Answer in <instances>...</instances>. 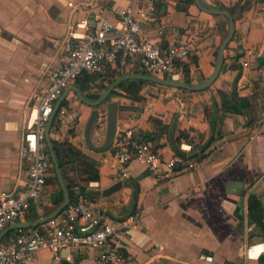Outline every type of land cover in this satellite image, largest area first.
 <instances>
[{
    "label": "crops",
    "instance_id": "0c3cea01",
    "mask_svg": "<svg viewBox=\"0 0 264 264\" xmlns=\"http://www.w3.org/2000/svg\"><path fill=\"white\" fill-rule=\"evenodd\" d=\"M202 1L227 10L234 18V34L224 50L228 17L204 10L195 0H158L150 18L141 25L146 37L163 46L175 40H191L193 49L182 63L179 80L187 78L192 85L210 80L222 55L221 68L206 88L190 90L145 81L139 99L121 89L113 94L118 85L106 100L91 105L71 86L77 85L87 98V94H98L99 98L113 81L97 77L86 90L75 82L64 92L62 105L72 103L81 111L73 135L58 131L56 117L51 122V139L71 141L91 161L89 166L78 161L71 170L74 195L87 194L111 218L134 216L140 221L124 238V264H264V123L258 126L264 113V0ZM144 3L0 0V191L12 190L25 181L27 170L21 152L26 125L34 120L38 96L48 83L44 69L64 60L70 35L96 27L100 17L119 25L116 6L145 7ZM246 60L248 66L244 65ZM135 69L123 59L110 68L116 78ZM233 94L238 96L234 102ZM112 102L118 106L115 135L131 127L141 133L157 132L152 117L169 126L154 142L165 157L177 152V147L181 150L182 133L188 136L196 132L201 145L208 140L212 143L205 156L192 158L197 163L195 168L174 178H158L135 160L129 164L130 177L119 178L114 172V146L95 149L88 143H104ZM194 153L201 155L194 148L187 154L191 158ZM117 183L121 186L106 191ZM60 198H64L60 184L48 181L27 221L50 215L58 207L54 201ZM254 198L260 206L250 209ZM32 214L37 216L33 220ZM248 245H253L250 256L246 254ZM67 254L62 251L63 264H105L97 248L84 247L69 262L65 260ZM23 264H54L53 252L44 248Z\"/></svg>",
    "mask_w": 264,
    "mask_h": 264
},
{
    "label": "built area",
    "instance_id": "2783aa9c",
    "mask_svg": "<svg viewBox=\"0 0 264 264\" xmlns=\"http://www.w3.org/2000/svg\"><path fill=\"white\" fill-rule=\"evenodd\" d=\"M145 7L116 6L119 25L100 17L98 25L82 33L73 32L68 41L67 54L57 65L47 66L44 75L46 88L39 94V104L34 120L26 125L21 156L26 165L24 183L12 190L0 191V232L14 222H25L35 201H40L49 178L54 174V164L48 154L47 125L55 106L65 90L84 73L106 74L118 59L126 60L141 72L171 79H181L182 63L192 52L189 39H180L163 46L142 33L141 21L149 19L158 0H143ZM230 52V51H229ZM249 65L248 60L244 62ZM81 116L74 104H63L56 113L58 131L74 134ZM264 123V113L259 119ZM201 138L189 133L181 145V152L165 157L162 150L147 141L135 128L118 132L112 145L117 165L115 175L129 178V164L138 161L158 178L168 179L189 171L196 161L187 154ZM140 225L134 216L111 218L107 211L87 194L71 197L63 211L36 227H21L13 236L0 243V264H23L44 249L53 252L54 264H63L62 251H68L65 260L73 261L76 252L84 247L97 248L105 264H124L121 249L130 229ZM253 245L246 247L251 255ZM212 260V256L205 255Z\"/></svg>",
    "mask_w": 264,
    "mask_h": 264
},
{
    "label": "water",
    "instance_id": "95a60500",
    "mask_svg": "<svg viewBox=\"0 0 264 264\" xmlns=\"http://www.w3.org/2000/svg\"><path fill=\"white\" fill-rule=\"evenodd\" d=\"M196 3L203 8L204 10H207L209 12H212L214 14H224L228 17L229 19V23H230V28H229V32L227 34V37L223 43V50L224 47L226 45V43L228 41H230L233 37L234 34V18L233 16L225 9H221V8H212L209 7L208 5H206L202 0H195ZM221 64H222V55L220 57L219 63H218V67L216 69L215 74L210 78V80H208L206 83L202 84V85H192L189 82L183 81V80H179V79H171V78H167V77H163V76H156V75H152V74H147L144 72H131V73H127V74H123L120 75L119 77H117L109 86L108 88L104 91V93L97 99L95 100H91L89 98L86 97V95L80 90V88L77 85H73L71 86V89L74 90L80 97V99L86 103H89L91 105H98L101 102H103L104 100H106V98L108 97V95L123 81L125 80H129V79H136V80H144V81H151V82H156V83H160V84H164V85H169V86H175V87H181V88H187L190 90H198V89H203L206 88L211 82L212 80L216 77V75L218 74L220 68H221ZM66 94H63L60 99L58 100V102L56 103L55 106V111L47 125V129H46V140L49 146V151H50V155H51V159L52 162L54 164V168H55V172L57 174L58 177V181L59 184L63 190L64 193V198L62 200V202L58 205V207L56 208V210L54 212H52L50 215H48L45 218L39 219V220H34V221H27V222H14L11 223L8 227H6L4 230H2L0 232V243L2 242V240L8 236L12 231H14L17 228H21V227H36L39 224L47 221L48 219L57 216L58 214H60L63 209L66 207V205L69 203L70 199H71V192L70 189L65 181L64 175L62 173L61 167H60V163L59 160L57 158L55 149H54V145L52 142V139L50 137V128H51V122L54 119V117L56 116V113L58 111V109L60 108V106L62 105V102L64 101V97ZM117 102H112L109 106V112H108V123H107V134H106V138L105 141L102 145L100 146H95L94 144L91 143L90 140H88L89 145H91L93 148L95 149H106L112 146V143L114 141V137H115V133H116V121H117ZM96 116V111L93 112L92 117L94 118ZM93 118L90 120L88 128H87V136L89 138V132L91 129V123ZM121 186V183H117L113 186H111L110 188H107V192L113 191L115 189H117L118 187ZM68 264V263H67Z\"/></svg>",
    "mask_w": 264,
    "mask_h": 264
},
{
    "label": "trees",
    "instance_id": "16d2710c",
    "mask_svg": "<svg viewBox=\"0 0 264 264\" xmlns=\"http://www.w3.org/2000/svg\"><path fill=\"white\" fill-rule=\"evenodd\" d=\"M229 11L231 13H234V9L230 8ZM136 72H141V70L139 69H135ZM97 77H104L109 78V81L112 82L115 80L116 75L114 72H112L111 70L108 71V73L106 74H95V73H84L82 74L76 81V83L79 84V86L86 90L87 89V85L89 84L90 81L96 79ZM111 77V78H110ZM186 82H189V79H185ZM145 82L144 80H125L123 82H121L118 86V88L116 90H114L113 94L117 93V91H119V89L125 91V93L127 95L132 96L133 98L139 99L140 98V87H141V83ZM87 96L89 98H97L98 94H87ZM224 96V102L226 105H230V101L229 103L226 100V94H223ZM233 98V102L236 101L238 99V96L236 94L232 95ZM231 109V108H230ZM152 122L154 123V125L156 126V128L158 129L157 132H152V133H143L144 138L147 141H150L154 146L159 147L158 145H155L154 142L156 140L159 139V136H161L164 132H167L169 130V126L166 125L165 123H163L160 119L156 118V117H152ZM216 123V114H212L211 115V124H212V128H214ZM181 137L187 138L188 136L186 135V133H182ZM201 138V137H200ZM179 141V140H178ZM53 145H54V149L57 155V158L59 160L60 163V167L62 170V173L64 175V178L68 184V187L70 189L71 195L72 197H74V193L73 191V187H74V180L72 178L71 175V170L75 167L76 163L78 161H83L85 163V166H89V163L91 164V161H89V158L81 151L80 148H78L76 145H74L71 141L69 140H55L52 139ZM212 141L208 140L205 144H197L194 149L196 151V149L201 152V155H198V153H194V155H191V158H202L203 156H205V151L207 150V148L211 145ZM177 152H181L180 148L177 147ZM48 154L50 156L51 159V155H50V151L48 150ZM52 160V159H51ZM53 180L54 182H56L59 185V181H58V177L57 174L55 172L54 169V174L51 178H49L48 181ZM62 199H56L54 201V205L58 206L61 203ZM258 206H260L259 201L257 199H253L252 201L250 200V209H254V208H258ZM37 216L35 214H32L30 216V219H35ZM10 234L8 236H6L5 238L9 237ZM4 238V239H5ZM262 260H264V256L261 257Z\"/></svg>",
    "mask_w": 264,
    "mask_h": 264
},
{
    "label": "bare ground",
    "instance_id": "6f19581e",
    "mask_svg": "<svg viewBox=\"0 0 264 264\" xmlns=\"http://www.w3.org/2000/svg\"><path fill=\"white\" fill-rule=\"evenodd\" d=\"M263 246H264V245H263ZM263 246H261V247H258V246H257V247H258V248H263ZM254 250H255L254 252H257L258 249L255 248ZM259 250H260V249H259Z\"/></svg>",
    "mask_w": 264,
    "mask_h": 264
}]
</instances>
